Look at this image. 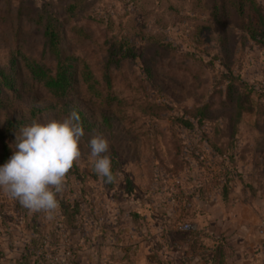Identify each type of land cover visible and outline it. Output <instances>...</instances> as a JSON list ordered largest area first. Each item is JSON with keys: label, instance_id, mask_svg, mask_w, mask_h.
<instances>
[{"label": "rangeland", "instance_id": "1", "mask_svg": "<svg viewBox=\"0 0 264 264\" xmlns=\"http://www.w3.org/2000/svg\"><path fill=\"white\" fill-rule=\"evenodd\" d=\"M46 1L0 0V165L24 126L75 111L84 119L73 164L82 175L69 170L51 213L25 208L0 189V264H59L65 256L70 264H186L187 253L200 257L213 248L203 238L209 215H220L217 199L225 214L237 215L246 200L264 199V45L249 35L228 37L223 65H231L238 43L236 73L245 85L226 86L217 43L206 56V38L217 35L206 13L212 0H83L62 38L68 62L79 65L78 88L60 100L24 67L26 53L42 58L40 31L27 17ZM256 2L263 10L264 0ZM202 24L208 29L197 30L195 43ZM114 36L128 39L138 57L106 70L102 60ZM203 106L204 124L181 126L183 117L200 119L191 110ZM98 135L116 164L112 184L93 171L88 141ZM61 200L69 205L63 211ZM186 223L193 229L184 230ZM260 227L264 214L252 228ZM32 239L39 240L34 247Z\"/></svg>", "mask_w": 264, "mask_h": 264}, {"label": "trees", "instance_id": "2", "mask_svg": "<svg viewBox=\"0 0 264 264\" xmlns=\"http://www.w3.org/2000/svg\"><path fill=\"white\" fill-rule=\"evenodd\" d=\"M61 1L64 0H60V3L59 0L56 2L53 0L46 1L42 5L35 7L32 10L31 15L27 17V20L30 21L33 25H35L36 29L40 31L42 42L39 48H41L40 50L42 53V58L40 56L37 57V53H26L28 56L24 57V67L27 70L28 75L31 76V79L33 81L35 80L39 82L46 89L58 95V98L60 100L62 96L67 95L73 90H75V88H78L77 82L79 80L78 78L80 73L79 65H73L71 62H68L69 58L64 55L62 50V38L64 34V22L70 20V18H78V11L82 6L83 0H65V3ZM146 1L143 5L147 3ZM198 1H200L201 4L202 2L205 3V0ZM212 1V7H209V11H206V13H208L211 18V23L209 24V26H215V32L217 33V35L214 38L212 36L206 38V48L208 49L206 52V56H209L210 54H208L210 44L217 43L216 55L221 65V75H223V78H227L226 86H236V83L245 85L243 80L240 78L239 73H236V67H238V64H236V62L238 60L235 59V56L238 51L240 52L241 50L239 48L238 43H236V45L233 47L234 51L231 65H228L226 67H224L223 65V58L228 48L227 39L231 36L236 38L238 37V39H242L246 35H249L250 37L252 36L255 39L257 38L255 41L256 44L264 45V9H261L260 5L256 2V0H224L223 2L222 0ZM10 6L11 3L10 5H8V8ZM170 8L173 7L171 6ZM225 8H227V10H225ZM147 10L148 7L146 8V12ZM189 11V13H194V10L191 7H189ZM60 14L64 17V19H61ZM252 15H255L258 19V22L255 24H252L250 19H248ZM232 17H237L241 23H234L231 20ZM206 26L208 25H197L196 31L192 35V40L195 43H197V38L201 36L198 31H203ZM206 29H208V27H206ZM153 37L154 36H151L150 38ZM187 50L193 51L194 49ZM191 51H188L187 53H190ZM130 57H138V55L136 54L135 48H133L132 45L129 43L128 39L123 38L118 42L117 36L111 37L108 39L107 48L105 50V55L102 60L103 68L108 70L111 67H116L119 65L120 62ZM238 70H240L239 67ZM3 73L4 69L0 68V75L3 76ZM83 80L85 83H88V78L84 77ZM259 97L264 108V91L260 93ZM66 105L68 104L62 103L59 108H62ZM204 109L205 107L203 106L195 107L191 110L193 112H196V114L192 115L191 118L200 119L192 120L190 119V117H183V119L178 122L181 124V126L185 128H195L196 126H201V124L203 123V120H201V116H204ZM74 110H76V108H74ZM79 115L82 114L79 113ZM262 115L264 116V109ZM80 120L81 122H84L83 117H81ZM202 139H204V141H206L207 143H210V139L208 136L205 135V137ZM220 150L221 149H219V152ZM115 167L116 164L112 161V172L114 177L116 176ZM71 169H75L76 172L70 174H75L76 177L81 178L82 174L77 171L78 167L76 165H73ZM68 176L69 175L67 173L65 180H68ZM60 205L62 206V211L63 209L69 207V205L62 200L60 201ZM75 207H77L78 210ZM74 209L76 210L77 214V211L80 210L78 203L75 204ZM62 223H64L63 218ZM35 227L38 229V231L36 229L34 230V233H40V229L38 228L39 226L36 225ZM192 234L193 243H196V241L198 242L200 240L198 234ZM38 243V239H32L31 245L32 247H34V244L37 245ZM221 246L222 245L219 244L215 247V249L210 251L204 250L201 253V256H203L206 264H223L226 257L225 253H223ZM193 254L197 253L195 252ZM25 256L27 255L25 254ZM188 260H190V258H188Z\"/></svg>", "mask_w": 264, "mask_h": 264}, {"label": "clouds", "instance_id": "3", "mask_svg": "<svg viewBox=\"0 0 264 264\" xmlns=\"http://www.w3.org/2000/svg\"><path fill=\"white\" fill-rule=\"evenodd\" d=\"M85 133L79 114L63 120L33 122L15 137V151L0 165V189L34 212L59 208L57 194L69 170L81 155L79 144ZM93 171L105 183L115 179L109 142L103 136L88 141ZM11 148V147H10Z\"/></svg>", "mask_w": 264, "mask_h": 264}, {"label": "crops", "instance_id": "4", "mask_svg": "<svg viewBox=\"0 0 264 264\" xmlns=\"http://www.w3.org/2000/svg\"><path fill=\"white\" fill-rule=\"evenodd\" d=\"M239 202V199H235L232 203L237 206ZM211 204L209 203V205ZM213 205L219 207L221 211L217 217L213 215L208 217L209 225L205 228L203 238L204 240L210 238L212 241L206 245L207 248L213 246L208 251L213 250L215 244L216 246L221 244L227 259L223 264H257L260 257L261 237L252 227L258 223L260 215L264 214V199L246 200L240 215L225 214L221 209L222 205L219 199ZM261 210H263L262 213ZM187 257L190 258L191 255L187 253ZM175 264H180V262L177 260ZM186 264L206 263L203 256H193Z\"/></svg>", "mask_w": 264, "mask_h": 264}, {"label": "built area", "instance_id": "5", "mask_svg": "<svg viewBox=\"0 0 264 264\" xmlns=\"http://www.w3.org/2000/svg\"><path fill=\"white\" fill-rule=\"evenodd\" d=\"M183 229L187 230V231L188 230L190 231V230L193 229V227H192V225L190 223H186V224L183 225ZM258 234L261 237V246H260L261 250H260V257L258 259L257 264H264V227H260L258 229ZM49 261L51 263H53V261L58 262V259L56 257L55 258L53 257V260L50 259ZM58 263L59 264H70L69 261H68V258L66 256H65V258H60Z\"/></svg>", "mask_w": 264, "mask_h": 264}]
</instances>
